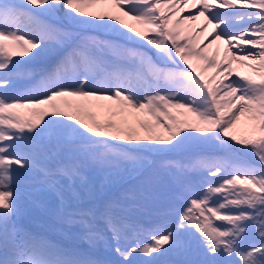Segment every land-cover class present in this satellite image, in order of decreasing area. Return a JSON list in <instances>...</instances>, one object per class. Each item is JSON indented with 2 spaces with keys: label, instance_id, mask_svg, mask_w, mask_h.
<instances>
[{
  "label": "snow or ice",
  "instance_id": "snow-or-ice-1",
  "mask_svg": "<svg viewBox=\"0 0 264 264\" xmlns=\"http://www.w3.org/2000/svg\"><path fill=\"white\" fill-rule=\"evenodd\" d=\"M107 2L139 29L86 11ZM209 27L212 39L194 43ZM217 42L223 54L219 45L207 54ZM193 148L219 154L157 159ZM89 167H156L174 193L145 221L132 214L142 193L92 203ZM39 193L90 248L110 233L118 259L18 225L22 198L40 207ZM0 264H264V0H0Z\"/></svg>",
  "mask_w": 264,
  "mask_h": 264
},
{
  "label": "rangeland",
  "instance_id": "rangeland-1",
  "mask_svg": "<svg viewBox=\"0 0 264 264\" xmlns=\"http://www.w3.org/2000/svg\"><path fill=\"white\" fill-rule=\"evenodd\" d=\"M120 13V12H119ZM121 16H120V18L121 19H123L124 21H129L130 20V18L129 19H127V18H123V16H122V14H120ZM129 22H132V20H130ZM144 43V42H143ZM215 45H218V43H216ZM151 54H153V56H154V54H155V50L154 49H151V52H150ZM236 66H238L237 64H235ZM231 78H232V76H230ZM238 79V78H237ZM231 80H234V78H232ZM226 83H228V81L226 82ZM225 83V84H226ZM105 103V102H104ZM147 119V118H146ZM221 139H227V138H225V137H221ZM230 143H232L231 141H229ZM141 143H145V144H150V143H154L153 141H147V140H145V141H141ZM233 147L234 148H241V147H243V146H240V145H235L234 143H233ZM202 150H204L203 148H193V149H190V150H187V151H183V152H179V153H173V154H169L168 156H166V157H157V159H163V158H174V159H178V160H181V161H187V160H189V159H191L192 157H194V156H196L197 154H199L200 152H202ZM207 151H209V152H216L217 154H219V151L217 150V149H207ZM106 177H104V176H99L100 178H102V179H104L102 182H97L95 185V187H93L92 188V190L94 191V192H100V187L103 185V184H108L109 186L110 185H112V184H114L115 182H117V181H119L122 177L121 176H115V175H106L105 174V172H103V171H101ZM127 171H125L124 172V176L125 175H127ZM157 175L158 176V178H159V180H157V182L156 183H162L163 181L164 182H166L167 181V183L162 187V193H163V191H168V189H169V186H171V184L173 185V183H171L172 182V180L170 179V177L166 174V173H164V172H162V171H160L158 168H156V167H153V168H150V169H148V170H146V171H144L143 173H141V174H139V176H138V179H139V181H143V184L145 183V185L144 186H146L147 188H149V187H151V186H153V185H151L150 184V182L152 181V177H154V175ZM194 179V182H196V184H197V187H198V182H199V177H194L193 178ZM97 184H99V187L97 186ZM164 184V183H163ZM155 185H157V184H155ZM146 188V189H147ZM146 189H144L143 188V192H146ZM155 195V194H154ZM217 223H220V222H217ZM194 252V251H193ZM193 252H191L186 258L187 259H190V260H193V261H195V260H197V259H199L200 257L196 254V253H193Z\"/></svg>",
  "mask_w": 264,
  "mask_h": 264
},
{
  "label": "bare ground",
  "instance_id": "bare-ground-1",
  "mask_svg": "<svg viewBox=\"0 0 264 264\" xmlns=\"http://www.w3.org/2000/svg\"><path fill=\"white\" fill-rule=\"evenodd\" d=\"M237 8H239V5H237ZM241 10H243V9H241ZM86 11H89V12H95V13H101V12H107V13H109V14H111V15H116V16H118L119 17V19L120 20H122L123 21V23L124 24H128V25H130L131 27H135V28H137V29H139V25H137L133 20H132V22H129V21H124L123 19H121L120 18V14L119 13H117V11H116V9H115V6L114 5H112V4H110V3H97V4H95V5H93V6H91V7H88V8H86ZM218 11H230V9H218ZM169 15H172L171 13H168ZM188 14V12H187V10H185L184 12H181L180 13V16L181 17H183V16H185V15H187ZM89 19H91V17H88ZM125 19V18H124ZM110 23H113L117 28H120V30L122 31V32H126L127 33V29H124V28H122L121 27V25H119V24H116V22L115 21H109ZM203 23V18L201 17V18H199L197 21H195V22H192L191 23V27L194 29V30H196V32H198L199 31V28H200V25ZM65 24H66V22H65ZM211 31V29H210V27L209 28H207V29H205V31L202 33V34H199V35H197V34H195L194 33V43H197V42H202L201 43V47H203V45L204 44H207L211 39H212V37L211 36H209L208 35V33ZM92 33H95L97 36L99 35V34H103V33H105V32H103V31H92ZM106 35H108L109 37H114L115 35L114 34H110V33H105ZM128 35H133V38L134 39H139V38H137V37H134V34L133 33H127ZM141 43H143L142 41H141ZM181 43H183V41H181ZM233 43H235V41H233ZM218 45H219V47H220V49H221V54H223V48H224V45H222V44H219L218 43ZM216 47H217V45H215V44H212L211 45V48L210 49H207L206 51H207V54H209V55H211V53H212V51H214L215 49H216ZM241 47H248V46H246V45H241ZM147 50L149 51V53L151 52V47L150 46H148L147 47ZM174 54V53H173ZM16 59H19V58H16ZM178 59V58H177ZM226 66V65H225ZM181 67H186L185 65H183V63L181 62ZM232 67L234 68V69H237L238 71H241V72H246L247 70L246 69H241V68H239V66H236L235 65V63H233V65H232ZM212 71H214V70H212V69H209V73L208 74H211V72ZM225 75H227V73H225ZM232 78H234V79H237L238 77L235 75V73H233L232 75ZM231 77H228V79L229 80H231L232 79ZM228 80H226V79H224L223 78V76H221V77H218V79H217V83H226ZM213 86H215V84L213 85Z\"/></svg>",
  "mask_w": 264,
  "mask_h": 264
}]
</instances>
